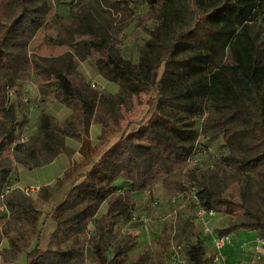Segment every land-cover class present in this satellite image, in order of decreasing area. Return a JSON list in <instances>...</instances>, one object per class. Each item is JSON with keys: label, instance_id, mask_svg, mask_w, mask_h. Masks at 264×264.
<instances>
[{"label": "trees", "instance_id": "obj_1", "mask_svg": "<svg viewBox=\"0 0 264 264\" xmlns=\"http://www.w3.org/2000/svg\"><path fill=\"white\" fill-rule=\"evenodd\" d=\"M144 1L149 8L137 24L146 19L156 24L133 61L82 1L67 26L65 42L72 49L30 60L28 45L46 19L47 0H0V89L14 86L31 62L40 93L51 87L55 99L72 109L64 122L43 112L37 132L24 142L18 139L15 101L0 121V247L8 243L0 257L5 263L15 264L26 253V264H87L89 248L93 264H166L152 262L150 245L130 254L138 236L127 228L136 221L145 224L144 217H133V194L148 192L152 200L159 180L173 193L175 213L192 203L190 234H196L198 209L215 212L224 206L230 219L219 236L239 229L264 236V64L258 62L257 38L248 32L251 24L264 22V0ZM77 35L92 39L78 42ZM227 50L228 61L223 59ZM95 51L102 54L95 61L98 72L119 84L115 93L72 78L79 75L75 59L86 60ZM150 89L157 95L149 101L153 111L147 122L100 152V143H92V124H101L103 135L109 115L118 116L134 95ZM67 137L79 142L83 161L69 165L54 187L40 186L36 196L6 188L13 162L29 168L49 164L68 151ZM218 138L227 149L220 157L208 145ZM229 180L236 183L238 197L226 195ZM66 183L63 198L51 209L56 229L44 249L39 237L46 218L37 202L51 200ZM152 241L161 246L163 258L173 249L165 230ZM185 258L191 264H217L200 237L189 244Z\"/></svg>", "mask_w": 264, "mask_h": 264}, {"label": "rangeland", "instance_id": "obj_2", "mask_svg": "<svg viewBox=\"0 0 264 264\" xmlns=\"http://www.w3.org/2000/svg\"><path fill=\"white\" fill-rule=\"evenodd\" d=\"M78 1L90 7L95 18V22L105 25L109 32L117 39L118 47L123 55L133 61H137L140 48L149 38L150 30L155 26L156 21L146 19L143 24L138 25V17L145 14L149 5L144 0H47L49 11L43 25L37 30L34 37L28 45L29 59L34 55H58L71 50L70 43L65 42L67 39V26L73 19V9L77 8ZM127 14L128 17H127ZM123 26V27H122ZM119 27H122L119 31ZM251 36H255L258 41V62L264 64V22L262 24H251L248 30ZM92 36H76L78 42L90 41ZM102 54L94 52L86 60H76L77 70L79 75H73L72 78L76 81L82 77L87 82H93L97 88L107 93H115L119 89V84L105 79L97 70L95 61ZM230 51L227 50L223 59L230 60ZM91 84V83H90ZM157 92L154 89L144 91L134 95L132 100L128 101L121 107L118 116L109 115L107 117V129L102 135V125L94 123L91 126V139L93 144L100 143V152L105 151L109 146L115 143L123 133L136 130L147 122L153 106L149 103L150 99H154ZM11 101H15L17 105V116L19 126L17 133L21 136L29 138L38 130L39 118L43 112L52 113L55 115L58 122H64L72 114V109L57 101L54 97L52 88L47 89L45 93H40L39 85L36 81V76L31 66V62L26 64L19 74V79L14 86H5L0 89V121L4 119V113ZM196 122V121H195ZM198 122V121H197ZM102 135V138H101ZM18 138V139H19ZM207 142V141H206ZM17 140L11 146L13 147ZM66 143L68 151L60 154L56 160L40 167L29 168L12 163L14 171L10 177L6 188L13 190L14 188H25L28 186H43L48 185L54 187L56 180L63 175L66 168L83 161V156L78 151L79 142L75 138L67 137ZM209 147L216 153L217 157L227 153L224 142L221 138L213 141H208ZM6 152L4 155H7ZM91 164L86 165L81 171L85 172ZM20 168V171L18 169ZM80 171V172H81ZM70 183H66L63 187L58 188L54 197L48 201L37 202V207L42 211V220L46 218L45 226L39 237L40 246L47 248L51 233L56 229V222L51 216L53 205L57 204L63 198L64 193L68 189ZM228 196H239V190L236 183L229 180V187L226 190ZM32 196H36L33 193ZM173 193L169 192L164 186L163 180H159L153 187L152 200L149 199V194H140L137 203L138 207L134 211V219H148L147 227L151 238L166 231L169 234L174 251H180V255L185 262L180 264H191L185 258V252L189 244L193 240L190 236L191 227L188 225L193 221L194 209L192 203L189 202L188 207L177 208L175 213L173 209L177 203L171 201ZM150 200V201H149ZM106 209L104 204L97 216L101 215ZM224 206H218L214 214L207 216L210 220L199 229V233L204 232V240L207 242L208 256L214 258L216 252L210 245L214 237L219 236L218 229L226 227L230 216L223 212ZM151 218V219H150ZM205 221H208L205 217ZM139 226L140 222L136 221L131 226ZM130 232H138L131 230ZM207 227V229H206ZM92 225L89 229H92ZM181 230V231H180ZM247 229H244V231ZM243 232V230H241ZM118 232V231H117ZM154 235V236H153ZM232 244L230 248H225L222 253V260L217 264H258L264 260V244L260 251L255 253V244L251 238H246L237 231L230 233ZM119 238H122L120 235ZM258 238L255 242L258 247ZM7 241H3L1 249L7 246ZM35 244V241L33 242ZM152 250V262H161L163 259L166 264H172L171 255L173 252L170 248L167 257L162 253V248L159 244L151 241L149 244ZM180 247V249H178ZM256 247V249H257ZM242 253V255H241ZM245 253V254H244ZM91 251L86 249L87 264L91 263ZM252 254L254 255L252 257ZM245 262V263H244ZM27 255L23 253L15 264H26ZM0 264H7L0 257Z\"/></svg>", "mask_w": 264, "mask_h": 264}, {"label": "crops", "instance_id": "obj_3", "mask_svg": "<svg viewBox=\"0 0 264 264\" xmlns=\"http://www.w3.org/2000/svg\"><path fill=\"white\" fill-rule=\"evenodd\" d=\"M56 160V159H55ZM18 171H20V168L18 169ZM145 193H148V192H135L134 194H133V197H134V200H135V203H136V205H135V208H137L138 207V203H137V200H138V198H139V196H140V194L141 195H143V194H145ZM149 194V193H148ZM149 197H150V195H149ZM181 205H183V206H181V207H179V208H182V207H184V206H186V205H184V204H181ZM206 218H207V220L208 221H206V223H207V225H208V222H210L209 220V218L206 216ZM151 219V218H150ZM132 223V222H131ZM195 226H196V234L195 235H192V234H190V236H191V238L193 239L192 241H194V240H196L197 239V237H200V238H202V239H204V236L205 237H207V234H205L204 232H201V233H199V229H201L202 227H203V225H204V223H203V221L202 220H198V221H196L195 223ZM131 230H137L138 229V232H136V234H137V236H138V243H137V245L134 247V249L131 251V253L130 254H135V253H142V252H144L145 251V249L147 248V246L151 243V241H152V239L154 238V237H152L151 238V235H149V232H148V227L146 228L145 227V225H144V223L142 222V223H140V225L139 226H131ZM241 230H243V232L241 231ZM181 231V230H180ZM236 232V231H235ZM237 232L239 233V234H241V235H244V237H246V238H251V239H253L251 242H252V245H253V242H254V244H255V253H256V251H257V249H256V247H257V243L255 242V240H256V238H258V237H260L259 236V234H258V232L257 231H255V230H245L244 231V229H239V230H237ZM161 233V232H160ZM154 236V235H153ZM191 241V242H192ZM205 241V240H204ZM233 242L231 241L230 243H228L226 246H225V248H230V246H231V244H232ZM205 245H206V248H207V242L205 241ZM212 247H213V240H212V244H210ZM224 248V249H225ZM245 254V253H244ZM241 255H242V253H241ZM254 255L252 254V257H253ZM263 260H261V262H262ZM245 263V262H244ZM172 264H178V263H172ZM258 264H260V262L258 263Z\"/></svg>", "mask_w": 264, "mask_h": 264}, {"label": "built area", "instance_id": "obj_4", "mask_svg": "<svg viewBox=\"0 0 264 264\" xmlns=\"http://www.w3.org/2000/svg\"><path fill=\"white\" fill-rule=\"evenodd\" d=\"M92 85L95 86L96 84L92 82ZM19 140L21 142H24L25 140H27V138L21 136L19 138ZM39 190H40V186H38V185L37 186H28V187L23 188V191L27 195H30V196H32L33 193L37 194L39 192ZM213 214H214V211H207V210L202 209V208L198 209L197 213H196L197 217L200 220L204 221L205 224H206L205 217L208 216V215L211 216ZM147 221H148V219L144 218V222H145L144 225H145L146 228H147V224H146ZM206 229H207V227H206ZM231 241H232V237H231L230 234L214 237V239H213V248H214V250L216 252V255L214 256V261L219 262V261L222 260L223 250H224L225 246L228 243H230ZM257 241H258L257 251L259 252L261 247H262V245L264 244V236L258 237ZM178 249H180V247H178ZM172 259H173L174 263H177V262L183 263L184 262V260L180 257L179 251H177V250L173 254Z\"/></svg>", "mask_w": 264, "mask_h": 264}]
</instances>
